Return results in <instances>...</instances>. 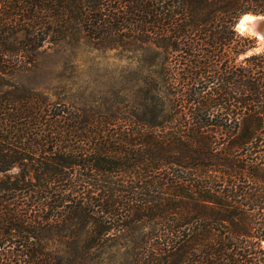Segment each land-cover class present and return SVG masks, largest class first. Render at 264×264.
I'll return each instance as SVG.
<instances>
[{
  "label": "trees",
  "instance_id": "1",
  "mask_svg": "<svg viewBox=\"0 0 264 264\" xmlns=\"http://www.w3.org/2000/svg\"><path fill=\"white\" fill-rule=\"evenodd\" d=\"M246 12L264 0H0V264H117L97 256L140 231L118 264H264V55H243ZM74 32L145 45V122L9 83Z\"/></svg>",
  "mask_w": 264,
  "mask_h": 264
},
{
  "label": "rangeland",
  "instance_id": "2",
  "mask_svg": "<svg viewBox=\"0 0 264 264\" xmlns=\"http://www.w3.org/2000/svg\"><path fill=\"white\" fill-rule=\"evenodd\" d=\"M146 64L144 44L103 45L74 32L56 44H45L34 68L14 74L9 83L82 112L126 111L134 123L145 122ZM142 233L126 234L97 259L124 263V247L130 245V237Z\"/></svg>",
  "mask_w": 264,
  "mask_h": 264
},
{
  "label": "clouds",
  "instance_id": "3",
  "mask_svg": "<svg viewBox=\"0 0 264 264\" xmlns=\"http://www.w3.org/2000/svg\"><path fill=\"white\" fill-rule=\"evenodd\" d=\"M261 25H264V14L253 12L241 14L233 24V31L238 37L254 41V46L244 54L246 57L264 55V31Z\"/></svg>",
  "mask_w": 264,
  "mask_h": 264
},
{
  "label": "water",
  "instance_id": "4",
  "mask_svg": "<svg viewBox=\"0 0 264 264\" xmlns=\"http://www.w3.org/2000/svg\"><path fill=\"white\" fill-rule=\"evenodd\" d=\"M261 30L264 31V25H261ZM247 52V51H246ZM245 52V53H246ZM244 55V54H243ZM245 56V55H244Z\"/></svg>",
  "mask_w": 264,
  "mask_h": 264
}]
</instances>
